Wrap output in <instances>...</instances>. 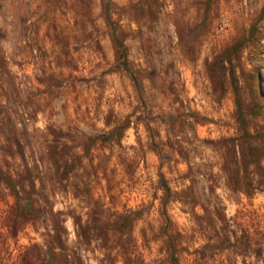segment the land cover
Wrapping results in <instances>:
<instances>
[{
    "label": "rangeland",
    "instance_id": "obj_1",
    "mask_svg": "<svg viewBox=\"0 0 264 264\" xmlns=\"http://www.w3.org/2000/svg\"><path fill=\"white\" fill-rule=\"evenodd\" d=\"M105 3L0 0V264H264V0Z\"/></svg>",
    "mask_w": 264,
    "mask_h": 264
},
{
    "label": "trees",
    "instance_id": "obj_2",
    "mask_svg": "<svg viewBox=\"0 0 264 264\" xmlns=\"http://www.w3.org/2000/svg\"><path fill=\"white\" fill-rule=\"evenodd\" d=\"M108 6H109V0H106V3L104 5L105 18H106L108 25L111 27L112 38H113L114 43L117 47V51H118L119 58L121 60V64L126 69L127 67H126V56H125L124 46L115 34V29L113 28V21L111 20V16L109 14V7ZM161 183H162V186H163L164 190L166 191V193H169V188L165 184L163 178H161Z\"/></svg>",
    "mask_w": 264,
    "mask_h": 264
}]
</instances>
